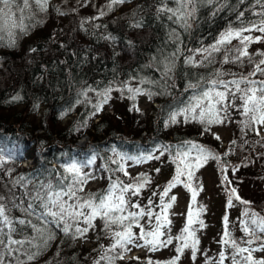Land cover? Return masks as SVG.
<instances>
[{
    "label": "trees",
    "instance_id": "1",
    "mask_svg": "<svg viewBox=\"0 0 264 264\" xmlns=\"http://www.w3.org/2000/svg\"><path fill=\"white\" fill-rule=\"evenodd\" d=\"M253 2L245 0V3L240 4L238 0H229V6L215 15L214 8L201 7L191 29L184 31L166 17L157 18L159 0H126L124 4L114 6L107 15L95 20L91 18L98 17L100 10L106 11L108 0H50L47 12L36 16V20L41 23L31 21L34 26H30L26 35H20L17 30L15 46H0V156L7 161L0 167V195L5 197L6 202L15 195L16 203L20 204L24 200L26 206L25 190L19 185L13 187V181L18 177L24 176L34 183L47 182L50 178L55 182L56 174L63 172V165L72 162L84 164L93 157L95 162L83 171L95 179L90 180L85 190L102 192L108 187L109 177L112 176L106 167H117L109 159H115L116 153L133 157L148 153L159 155L156 150L161 145L172 146L174 152L182 142L193 141L219 155L220 160L209 159L195 173L193 186L198 188V195L192 207L196 211L203 206L204 211L199 219L203 220L205 227L199 229L198 224L194 225L198 229L196 236L200 242L195 259L191 251L186 250L179 264H206V260L218 258L222 247L219 241L224 231L223 218L226 215L232 235L237 240L243 235L240 219L246 206L234 200V206L229 207L226 189L235 188L242 200L250 201V207L264 216V147L255 143L260 140L255 133L248 131L246 135L241 134L237 123L241 117L235 110L232 111L231 122L213 125L207 133L195 122H181L165 127V120L170 110L178 108L181 102H187L191 96V89L185 91L189 82L195 83L199 76L207 78L215 69L247 74L252 70V65L247 60L243 67L231 63L221 64V53L215 56L214 64L192 68L184 64V57L181 56L172 79L168 81L167 92L170 94H157L151 98L146 94L139 95L132 101L127 98L126 90L123 95L114 90L102 111L94 116L92 105L97 102L96 93L89 91L87 98L80 93L89 88L102 90L109 85L119 88L123 82H128L133 88H150L159 93V86L141 85L139 82L147 79L164 83L156 67L148 65L152 63L153 57L160 58L161 50L168 52L176 47L167 40L169 29L176 28L180 33L183 41L181 47L184 55H188V50L213 44L230 24L237 25L233 7L245 11V19H255L251 15ZM18 3H22V0H18ZM170 6L174 5L170 3ZM57 9L66 14L59 15ZM82 20L89 21L84 28L80 26ZM134 20L141 21L142 27H130ZM25 22L29 23L27 20ZM252 35L262 34L253 32ZM105 36L115 39H104ZM7 43L5 33L4 44ZM236 43L234 40L233 44ZM248 51L258 60L260 57L255 54L264 52V42L251 44ZM256 79L264 77L258 75ZM17 95L21 100L14 101L12 98ZM145 99L149 100L147 110L141 108ZM220 129L228 131V138L218 134ZM260 131L261 136H264ZM213 133L220 140H216ZM86 136L88 142L85 145L79 144ZM25 161H31V165L23 166ZM135 165L142 169L130 173V176L145 174L151 182L139 197L132 198V202L143 207L151 199L154 204H159V193L175 175L172 157L165 153L159 159L141 163L127 161L126 170ZM222 166L224 171L221 170ZM206 174L215 180L210 196L207 195ZM116 175L126 182L129 180L122 173ZM225 175L227 181L223 179ZM94 184L95 187L90 188ZM200 186L202 190H199ZM32 187L30 184L29 191ZM154 192L156 196H153ZM179 192H183L188 203L181 213H176ZM171 196L176 197L169 211L170 235L175 237L186 224L187 211L192 201L191 193L182 184L170 191ZM8 206L11 207L10 202ZM153 211L158 212L159 208L153 207ZM11 215L24 218L18 209H12ZM32 219L35 220L34 217ZM140 223L147 228L148 218L144 217ZM95 224L96 230L89 231L87 238L81 240H73L51 225L55 239L50 241L47 250L34 264H93L98 258L100 246H109L111 243L101 231L102 222L97 219ZM25 231L31 234L30 229ZM133 231L139 233L140 229L135 227ZM15 238L20 239L21 236ZM175 243L155 252L133 248L128 254L143 249V254L134 256L139 257V260L131 257L118 260L116 264H147L148 258L165 264L176 255ZM254 255L261 257L264 253ZM225 264H231V261L226 260Z\"/></svg>",
    "mask_w": 264,
    "mask_h": 264
},
{
    "label": "snow or ice",
    "instance_id": "2",
    "mask_svg": "<svg viewBox=\"0 0 264 264\" xmlns=\"http://www.w3.org/2000/svg\"><path fill=\"white\" fill-rule=\"evenodd\" d=\"M125 2L126 0H108L105 6L106 11L100 10L99 16L91 19L103 17L111 12L114 6ZM238 2L243 4L245 0H238ZM170 3L174 6H170ZM49 4L50 0H22V3H18V0H0V46H15L18 38L17 30L20 35H26L30 26H34L31 25V21L41 23L36 20V16L46 13ZM228 6L229 0H159L156 16L157 18L166 17L168 21L178 25L184 31H189L201 7L214 8L213 15H215L216 12ZM233 11L236 13V26L230 24L219 34L213 44L188 50V55H184V49L181 47L183 41L180 39V33L176 28L169 29L167 40L176 47L168 52L161 50L160 58L153 57L152 63L148 65V67H156L164 83L147 79H141L139 82L141 85L159 86L161 88L159 93L153 92L150 88L139 86L133 88L128 82H123L119 88L109 85L102 90L89 88L82 91L80 95L86 98L89 91L96 93L97 102L92 105L94 108L92 115L102 111L103 106L111 99V92L114 90L120 91L122 95L126 90L127 98L132 101H135L139 95L146 94L151 98L157 94H170L167 92L168 81L172 79L177 61L181 56L184 57L186 66L200 68L214 64L215 56L222 53L221 64L231 63L243 67L247 60L252 65V70L247 74H238L215 69L207 78L199 76L195 83L189 82L185 91L191 89V96L187 102H181L178 108L169 111L165 127L181 122L185 124L195 122L202 126L204 133H207L211 131L213 125L231 122L232 111L235 110L241 117L237 121L241 134L246 135L248 131L255 133L260 137V140L255 143L264 147V143H261L264 141V136H261L260 131L264 128V79H256L258 75L264 77V52L256 53L255 55L260 57L256 60L248 51L251 44L264 42V0H254L251 6V15L255 19H245V11H239L235 7ZM57 13L66 14L59 9ZM26 20L29 23H26ZM88 22V20H82L81 28H84ZM129 26L139 28L142 27V22L134 20ZM94 27L98 28L100 25H94ZM253 32H259L262 35L253 36ZM5 33L8 38L6 45L4 44ZM245 33L248 34L245 35ZM103 38L115 39L111 36ZM234 40L237 41L235 45ZM31 51H36V49H31ZM197 57L200 58L197 59ZM226 76L231 78L225 79ZM172 86L174 87V84ZM12 99L19 101L21 97L17 95ZM89 103H91L90 100ZM213 135L216 140H220L218 135L214 133ZM232 143L236 142L232 141ZM245 143L248 142L245 141ZM156 151L159 155L148 153L133 157L116 153L115 159L110 157L111 163L117 167L114 169L106 167L112 176L109 177L108 187L102 192L92 193L85 190L86 185L95 177L84 172L83 169L92 165L95 157L84 164L72 162L63 165V172L56 174L55 182L50 178L47 182L34 183L24 176L18 177L13 181V187L19 185L25 190L24 197L27 198V204L24 206V200L17 204L15 195L8 202L5 201L4 196L0 195V264H34L37 258L47 250L50 241L55 239L51 225H55L65 236H70L73 240H81L87 238L89 231L96 230L95 221L97 219L102 222L103 235L111 243L109 246H100L98 258L93 261V264H116L118 260H124L133 248L155 252L173 245L174 242H176V255L165 264H179L186 250H190L192 258L195 259L200 242L196 236L198 229L194 225L198 224L199 229H203L205 224L199 219L204 211L203 206L193 211L192 206L195 205L198 195V188L193 186V181L196 171L203 167L209 159L219 161L220 157L193 141L182 142L174 152L170 145H161ZM165 153L172 157L175 175L159 193V204H154L151 199L148 205L143 207L138 203H133L132 198L139 197L141 191L151 181L145 174L131 177L125 167L127 161L141 163L159 159ZM6 162L4 157L0 156V167H3ZM221 170H225L223 166ZM156 171L158 172L159 169ZM117 173H122L123 177H128L129 180L126 182L121 176L116 175ZM223 179L228 180L226 175ZM228 183L231 182L228 181ZM30 184L33 185L31 191H29ZM181 184L191 193L192 205L188 208L185 226L177 236L173 237L170 235L169 211L176 197H169V193ZM199 190H202V186ZM226 191L229 207L234 206V200L246 206L240 219V230L243 235L239 240L232 235L226 215L223 218L224 231L219 241L222 246L221 251L218 253V258L206 260V264H225L226 260H230L231 264H264V256L254 255L258 252L264 253V216L250 207V201L242 200L235 188L226 189ZM156 195L157 193L154 192L153 196ZM165 198L168 200L166 201ZM9 202L11 207L8 206ZM153 207L159 208V211L154 212ZM12 209L20 210L24 218L13 217ZM131 209H138V211ZM33 217L35 220L32 219ZM144 217L148 218L147 228L140 223ZM135 227L140 229L139 233L133 231ZM25 229H30L31 234H28ZM17 235L21 238H15ZM228 249L231 251L228 252ZM132 259L139 260L140 258L132 257ZM147 264H159V262L148 258Z\"/></svg>",
    "mask_w": 264,
    "mask_h": 264
},
{
    "label": "rangeland",
    "instance_id": "3",
    "mask_svg": "<svg viewBox=\"0 0 264 264\" xmlns=\"http://www.w3.org/2000/svg\"><path fill=\"white\" fill-rule=\"evenodd\" d=\"M141 108L143 110H147L149 108V100L148 99H145L143 101V103H141ZM109 112H112V111L109 110ZM261 130H262V135H264V128H262ZM218 134L222 138H228V131H226V130L220 129V130H218ZM81 142H82L83 145H85L88 142V138H85V139L83 138L81 140ZM25 165L30 166L31 165V161H27L25 164H23V166H25ZM141 169H142V167H140L139 165H135V166H132V168L128 169V171H129V173H134L137 170H141ZM206 181H207V185H208V193H207V195L210 196L212 194L211 190H212V187L214 186L215 180L210 174H206ZM95 185L96 184L90 186V188L95 187ZM178 197H179L178 198V205L176 207L175 212L176 213H181L186 208L188 200L184 196L183 192H179ZM141 253H144L143 249H137L135 252L132 253L131 256H134V255H137V254H141ZM129 256H127V257H129ZM127 257H125V258H127Z\"/></svg>",
    "mask_w": 264,
    "mask_h": 264
}]
</instances>
